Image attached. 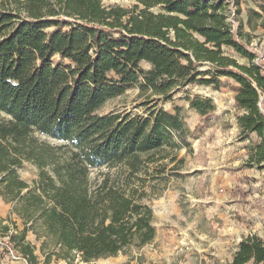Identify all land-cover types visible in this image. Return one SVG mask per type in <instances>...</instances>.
Here are the masks:
<instances>
[{
  "label": "trees",
  "instance_id": "trees-1",
  "mask_svg": "<svg viewBox=\"0 0 264 264\" xmlns=\"http://www.w3.org/2000/svg\"><path fill=\"white\" fill-rule=\"evenodd\" d=\"M132 1L0 0V198L11 205L0 236L27 264H39L27 233L43 264H89L153 242L145 200L181 169L178 153L192 151L194 134L181 108L167 112L152 97L227 88L239 141L249 142L242 167L264 173V66L243 31L240 1ZM133 86L147 98L141 115H98ZM186 101L197 130L214 118L211 99ZM25 164L37 170L31 184L18 174ZM226 264H264V228Z\"/></svg>",
  "mask_w": 264,
  "mask_h": 264
},
{
  "label": "rangeland",
  "instance_id": "rangeland-1",
  "mask_svg": "<svg viewBox=\"0 0 264 264\" xmlns=\"http://www.w3.org/2000/svg\"><path fill=\"white\" fill-rule=\"evenodd\" d=\"M239 1L243 31L249 33L251 46L264 66V11L255 0ZM101 2L105 7H130L133 4L132 0ZM249 10L259 13L261 18L251 17L248 23ZM231 55L240 64H245L244 60ZM142 66L148 68L146 64ZM194 97L211 99L216 106L214 118L201 130L196 129L199 116L186 101ZM152 99H156L158 106L170 113H174V107L181 108L184 125L194 134L188 139L192 151L187 153L182 149L178 153V157L184 159L181 169L166 184L158 185V194L145 200L153 212L156 232L153 242L140 249L129 248L114 258L89 264H226L244 237L253 234L262 236L264 228V173L242 167L247 159L245 146L249 142L239 141L233 95L227 88L215 90L213 87L192 85L176 93L170 102L156 97ZM145 100L146 95L133 86L123 95L109 100L98 115L111 112L141 115L143 108L139 105ZM251 139L254 141L255 137ZM18 174L28 184L37 179V170L30 164H25ZM237 188L240 192L236 191ZM10 209L11 205L0 198V218L6 221L4 224L9 223ZM11 219L14 221L16 217L11 216ZM17 226L21 229L20 222ZM37 243L36 256L42 264L41 244ZM0 264H27L2 236ZM49 264L84 263L78 259L71 263L52 259Z\"/></svg>",
  "mask_w": 264,
  "mask_h": 264
},
{
  "label": "crops",
  "instance_id": "crops-1",
  "mask_svg": "<svg viewBox=\"0 0 264 264\" xmlns=\"http://www.w3.org/2000/svg\"><path fill=\"white\" fill-rule=\"evenodd\" d=\"M26 241L29 242L31 245L35 246V255H37L38 251V243L36 242L35 236L32 233H27L26 235ZM40 264V263H39ZM43 264V262H42Z\"/></svg>",
  "mask_w": 264,
  "mask_h": 264
}]
</instances>
